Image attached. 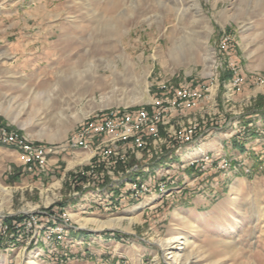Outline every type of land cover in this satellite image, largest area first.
<instances>
[{"label": "rangeland", "instance_id": "obj_1", "mask_svg": "<svg viewBox=\"0 0 264 264\" xmlns=\"http://www.w3.org/2000/svg\"><path fill=\"white\" fill-rule=\"evenodd\" d=\"M41 1L46 6L39 0H0V124L23 141L54 150L72 141L92 119L151 111L158 101L171 99L153 98L162 82L172 89L207 83L205 89L214 91H205L209 97L186 116H172L178 108L162 118L161 125L154 126V140L142 136L138 142L134 134L104 143L85 166L64 171L66 163L59 162L62 174L32 190L19 188L25 175H8L4 169L15 163L0 157V185L14 190L9 202L0 201V228L8 229L7 236L0 235V264H169L160 240L192 233L189 264H264V163L255 176L231 177L223 193L197 213L172 203L182 193L180 183L174 182L163 198L154 197L152 205L159 204L152 209L142 211L144 202H129L120 210L111 207L76 217L98 222L121 218L101 230L80 226L71 216L75 208L68 209L87 190L120 187L119 180L139 171L140 165L170 162L172 154L174 170V154L184 147L176 138L195 133L194 139H202L239 128L244 142L236 144L259 140L260 145L264 125L259 129L263 136L258 137L255 126H259L251 120L255 114L264 116V0ZM237 74L243 80L237 83L238 90ZM145 86L153 104H121ZM101 97L113 98L114 105L97 106ZM123 141H132L134 151L126 143L114 147ZM110 148V154L117 153L113 159L104 156ZM243 166L240 161L234 171ZM56 181H60L57 195L44 206L39 195L49 192ZM177 213L189 225L172 232ZM45 214L51 218L45 241L57 236L52 232L55 227L66 225L62 240L73 229L82 232L91 241V256L55 261L53 253L45 254L38 238L44 226L25 223ZM135 216L141 223L129 229L127 218ZM19 228L18 234L13 233ZM16 238L8 252L1 250L4 241Z\"/></svg>", "mask_w": 264, "mask_h": 264}, {"label": "crops", "instance_id": "obj_2", "mask_svg": "<svg viewBox=\"0 0 264 264\" xmlns=\"http://www.w3.org/2000/svg\"><path fill=\"white\" fill-rule=\"evenodd\" d=\"M38 0H34V3H37ZM40 5H45L46 2L42 3L41 0H39ZM235 77L238 78L237 75ZM239 85V84H238ZM237 85L236 89L238 90L239 86ZM182 86H178L176 88H169L166 93H156L153 94V98L155 99H164V98H171L173 95H175V91L180 90ZM210 88L205 89V91H209ZM235 89V88H234ZM234 89L231 91L234 92ZM189 90L196 91V87H189ZM205 95V94H204ZM209 97V96H208ZM208 97H205L198 103V106L205 101ZM161 101V100H160ZM158 101V102H160ZM157 102V103H158ZM187 108H184V107ZM197 108H191L187 104H183L179 111L172 114V116L178 117H184L188 113L197 110ZM158 107H152L150 110L153 112ZM149 111V112H151ZM264 114V112H263ZM256 119L253 118L251 122H256L255 126L257 128V135L258 137L263 136L259 133V129H262L264 125V116H258V114H255ZM173 117L171 118V120ZM170 120V121H171ZM257 120V121H256ZM164 127H161L160 130H163ZM150 127H145L142 129L141 133H144L143 139L147 141L154 140L155 133L152 131ZM249 130H246L244 132H247ZM147 132V133H146ZM241 131H239V128L236 129H230V132L224 134L223 132H218L213 135H207L204 138H195L194 136L191 137H185L183 138H176L178 141H182L184 144V147H180L178 151L175 152V164H174V170H172V154L170 157H168L167 161H159L157 163H151V164H145L140 165L139 167H136L137 170L128 177H125L124 180H119L118 184H120V187H111L110 189H101V190H95L90 189L84 192L83 194H80L79 197H77L72 203L69 204L68 209L75 208V214L71 215L73 216V221L75 219H81L76 218L80 217V215H90L95 214L97 212H100L101 209H109L113 207H119L117 210L123 209L126 206H129V198L124 195V192L126 190H130V187L132 184L140 185L144 184V186L148 189L147 194H142L139 196L138 199H132L130 203H142V211L145 208L150 207V209L156 207L155 205H152L154 201V197L160 199L162 196V193L165 192V189L174 184L180 183L179 186H181L182 193L174 200L172 203H180V209L185 210L186 208H192L194 211L201 212L202 210L209 207V205L217 199L220 196V193H223L225 190L226 184L228 183L227 180L231 177H251L258 174L260 171L261 165L264 163V140H260V145L258 141L250 142L249 145H239L236 143H243L244 137L240 134ZM262 133V132H261ZM235 136L233 137V135ZM228 135V136H227ZM263 138V137H262ZM246 139V138H245ZM102 141L104 142V136L100 138V141L97 145L102 144ZM124 142V141H123ZM120 142L119 145L114 146L115 148H120V146L123 147V145L126 143L128 148L132 151H134L133 147L131 146L132 141L128 142ZM186 142V143H185ZM236 142V143H235ZM67 143V141H66ZM180 143V142H179ZM14 145L12 143L9 144H2L0 142V157L2 161H6V163L13 162L15 163L14 166L7 165L4 169V171H7L8 175H15L16 173L19 174V172L22 175H25L24 178L20 180V183L22 186L19 188L23 190H32L33 188H37L39 184H42L44 182L54 181L56 176L61 175V170L59 169V166H56L59 162L66 163V168L64 171H69L77 166H85L89 163V161L94 157L92 156L93 153L89 150H83V152L75 151L71 152L69 150H62L58 151L56 154L51 155L46 159L45 162V171L44 172H38V169L34 168L32 171H28L26 167L24 166L23 162L21 161L20 157H22V149L20 147H13ZM65 147V144H62L55 149H62ZM121 147V148H122ZM248 147V148H246ZM250 147V148H249ZM97 148L96 146L94 149ZM254 149V150H253ZM253 150V151H251ZM100 151V150H99ZM263 151V152H261ZM263 155L262 157H259V154ZM95 155V153H94ZM127 155V150H126ZM88 156L89 158L86 159ZM206 157L207 162L199 161V163L188 167L187 164L194 160H199L201 158ZM14 158L13 161L10 159ZM227 161V166H224L223 168H220L218 166V169H214L211 171H208L207 167H214L216 168V163H220L221 161ZM242 161L244 166L240 167L238 169V172L234 171V169L237 167L238 163ZM189 162V163H188ZM261 162V164H260ZM73 163L72 166L69 164ZM16 167V169H15ZM139 168V169H138ZM238 168V167H237ZM61 173V174H60ZM137 173V174H136ZM158 180H162V187L163 189L155 190L150 194V190L153 186L158 184ZM59 184V185H58ZM116 184V186H118ZM124 184V185H123ZM57 185V186H54ZM43 186V185H42ZM111 186V185H110ZM124 186L126 189H124ZM56 188L53 195L50 194V202L53 201V199L57 195V190L60 187V181H56L50 186V189ZM48 190L49 192L51 190ZM155 189V188H154ZM12 190V189H10ZM125 190V191H123ZM14 192V190H12ZM222 191V192H221ZM44 192V191H42ZM41 192V193H42ZM46 192V191H45ZM41 193L39 195L40 201L43 200L41 197ZM13 194V193H12ZM162 195V196H161ZM163 198V197H162ZM137 200V201H136ZM113 201V202H112ZM43 203V201H41ZM50 202L47 205L50 204ZM152 205V206H151ZM30 209H35V207H31ZM116 209V208H115ZM125 210V209H124ZM141 211V216L143 215ZM144 213V212H143ZM181 214V213H180ZM179 213L176 214V216H173L172 221L175 223L172 227V232L178 231V229L182 226H184L183 229L187 227L188 221L181 216ZM46 215V214H45ZM42 216L38 218V222L44 226V230L38 234V238L42 240L41 248L44 250L45 254L53 253L52 256H54V260L57 261L65 256L67 257H83L90 255V247H91V241L90 239H86L85 235L81 236L82 232L77 231L73 229L70 231V233L67 234V237H65L64 240L63 237L65 235L66 231V225H59L61 228L60 233H55L57 236H52L53 241L47 242L44 240V237L47 234L46 228L51 225L49 217ZM88 217V216H85ZM2 220V219H1ZM0 220V223H1ZM181 220V221H179ZM19 225V224H18ZM17 225V226H18ZM176 228V229H175ZM21 228L17 230H13V233L18 234L20 232ZM61 234L63 236H61ZM174 236V235H173ZM15 238V235H13ZM60 240V241H57ZM62 240V241H61ZM17 241V238L14 240H6L4 243L1 244V250L8 252L10 247L14 245V242ZM76 253V254H74ZM91 256V255H90ZM91 259V257H90ZM55 263V262H53Z\"/></svg>", "mask_w": 264, "mask_h": 264}, {"label": "bare ground", "instance_id": "obj_3", "mask_svg": "<svg viewBox=\"0 0 264 264\" xmlns=\"http://www.w3.org/2000/svg\"><path fill=\"white\" fill-rule=\"evenodd\" d=\"M222 43H223V45H226V40L223 41ZM223 48H224V46H223ZM232 69L235 73V67L233 68V66H232ZM234 78H235V80H234L235 85H237V83L239 82V78H237V77H234ZM157 90H159V92L166 93L168 90V85L165 82H162V83L158 84ZM213 91H214V88L211 87L210 92H213ZM204 93H205V91H198V98L203 99ZM195 97H196V91L188 90V94L175 93V95H173V97H171V99L166 100V101L161 100L160 102L157 103L158 108L156 110H154L153 112L152 111L149 112V117H154V122H143V123H139L138 125H135L132 127L123 128L122 129V136L117 137V134H110V136H104V142L102 141V144L108 143L109 141H117L118 139H123V138L127 139V137L134 136V134H135L136 139L141 138L140 132L142 131V129H144L145 127L148 126L152 130H154L155 129L154 126L157 123L159 124V121L162 118H165L170 113L175 112L178 108H181L183 104H187L191 108L197 107L198 103L201 100L196 102V104L190 103V102H194ZM153 103H154V101L151 102V99L148 96V89L145 86V87H143V89L141 91L133 93L129 99L122 101L121 104L124 106H129V105H135V104H153ZM162 103H164V104L162 105ZM112 105H114V100L111 97H101L100 98V104L99 105L97 104V106H99L101 108H104V107L109 108ZM141 112H143V110L140 112H136V113H123L120 115H124L127 117H135V115H140ZM88 113H85L82 117H85ZM103 121L106 122V128H114V115L113 114L109 113V114L103 115ZM87 127H88V125L84 126L82 128V130H86ZM152 132L155 133L156 131H152ZM11 134H12V142H11ZM0 136L2 137V140L0 139V142L2 144L12 143L15 147H17V146L20 147V149L24 148L26 150H52L51 148H46V147H41V146L35 147L32 144H29V143L23 141L15 132H10V131L7 132L1 126V124H0ZM76 138H77V135L71 139L73 141V140H76ZM137 140H138V142H140V141H142V138L137 139ZM102 144L96 145L97 148L92 150L93 155H94L96 149H98ZM83 150H89L90 151V148H83ZM111 151H112V149L110 148L109 151H107V154L113 153ZM104 153H105L104 155H106V151H104ZM86 157H87L86 159L89 158L88 156H86ZM205 160H207L206 157L201 158L199 160H194V161H191L189 163V165L193 166V165L199 163V161H205ZM45 162H46V159L44 160V165H45ZM220 163H227V161L224 160V161H221ZM69 165L72 166L73 163H71ZM224 166H227V164H220L219 165L220 168H223ZM54 186H57V185H54ZM55 189L56 188L54 187V189L53 188L50 189L51 190L50 192L44 191L41 193V197L43 199L42 201H43L44 205H47L50 202V199H51L50 194L53 195ZM129 192H133V195H135L134 199H138L140 195L147 194L148 189L144 186V184H140V185L132 184ZM12 193H13L12 190L2 188L0 185V201H1V204H4L5 202H9V199L11 198ZM137 216L127 218V227H129V229L132 227V225L141 223V221L139 220V218ZM120 220H121V218H114V219H110L108 221L98 222L94 218L88 217V218L78 219L77 222L82 227H86L88 225H94L97 229L101 230L104 227H112V226L116 225L117 223H119ZM179 221H181V220H179ZM4 228H6V230H8L6 226H4ZM36 228H39V226H36ZM61 231L62 230L60 227H58V228L55 227L52 232L60 233ZM191 237H194L193 233H192V235H187V236L175 235V236H172V238L168 237L169 239H167L165 241L160 240V246L165 251V258L167 261H169V264H189L191 257H192L191 256L192 249L190 251H187V248L190 245L189 243H190ZM29 264H33V262H30Z\"/></svg>", "mask_w": 264, "mask_h": 264}, {"label": "built area", "instance_id": "obj_4", "mask_svg": "<svg viewBox=\"0 0 264 264\" xmlns=\"http://www.w3.org/2000/svg\"><path fill=\"white\" fill-rule=\"evenodd\" d=\"M237 76L239 78V85H240L242 84L243 80L240 75L237 74ZM206 84L196 86V97L194 98V102H190V103L196 104V102L202 100V98H198V91H205ZM189 87L191 86L183 85L182 88H180L179 91H175V93L188 94ZM184 108H186V106ZM111 114L114 115V128H106V122L103 121V116H100L98 119L90 120L88 122V127L86 128V130L77 131L76 140L67 142L65 144V147H63L62 149L26 150L21 147L22 148V157H20L21 161L23 162L24 166L28 171H32L34 168H36L38 169V172H44L46 169L44 167V160L48 159L49 156L56 154L58 151L69 150L71 152H75V151L83 152V148H90V152H92V150L98 144L102 136H110V134H117V137L122 136L123 128L132 127L143 122H154V117H149V110L143 111L140 113V115H135V117H127L124 115H120L118 113H111ZM149 131H155V129ZM142 135H144V133H141V138ZM141 138H137V139H141ZM0 139L2 140L1 136ZM11 142H12V134H11ZM116 154L117 153L107 154V150H106V155L104 156H110V159H113ZM204 162H207V160H205ZM220 164H228V163H216V169H218V166ZM163 188L164 187H162V180H158V184L151 188L150 194L155 190H160ZM124 195L129 196V202H131V200L134 199L135 197V195H133V192H128V190L124 192ZM119 207H113V208L118 209ZM52 220H59V219H52ZM25 223H30V225H37L39 222H38V218L33 216L29 220L25 221ZM0 235L7 236L6 228H0Z\"/></svg>", "mask_w": 264, "mask_h": 264}]
</instances>
